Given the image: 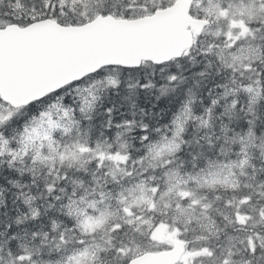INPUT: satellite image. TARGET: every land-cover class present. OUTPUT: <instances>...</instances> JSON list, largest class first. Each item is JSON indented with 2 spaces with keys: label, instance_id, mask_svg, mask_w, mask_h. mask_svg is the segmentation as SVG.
Masks as SVG:
<instances>
[{
  "label": "snow or ice",
  "instance_id": "6c2138e0",
  "mask_svg": "<svg viewBox=\"0 0 264 264\" xmlns=\"http://www.w3.org/2000/svg\"><path fill=\"white\" fill-rule=\"evenodd\" d=\"M0 264H264V0H0Z\"/></svg>",
  "mask_w": 264,
  "mask_h": 264
}]
</instances>
